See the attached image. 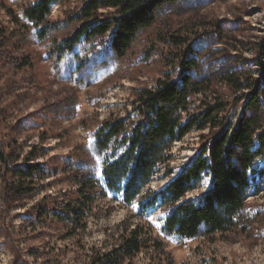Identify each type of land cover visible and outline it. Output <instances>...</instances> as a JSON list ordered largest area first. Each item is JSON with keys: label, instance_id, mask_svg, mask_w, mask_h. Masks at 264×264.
<instances>
[{"label": "trees", "instance_id": "obj_1", "mask_svg": "<svg viewBox=\"0 0 264 264\" xmlns=\"http://www.w3.org/2000/svg\"><path fill=\"white\" fill-rule=\"evenodd\" d=\"M19 1L20 14L0 0L9 23L19 29L35 28L37 37L48 41L57 57L84 39L124 59L134 52L142 31L156 24L162 5L176 0H79L56 19L53 8L68 0ZM16 30L0 20V39L14 36ZM156 41L165 45L166 55L160 57L165 65L177 61L176 78L167 71L150 87L133 88L129 107L123 113H109L93 133L94 149L102 158L101 177L74 175L73 189L45 192L36 200L34 214L28 216L34 229L40 224L45 229L61 227L60 238L80 243L98 199L110 194L127 204L138 203L145 214L160 207L165 213L163 230L182 240L217 239L248 229L244 213L249 194L257 188L255 179H264V163L258 164L264 162V125L258 115L264 96L261 82L248 83L235 68L216 77H198V51L187 38L178 33L158 34ZM260 48L256 60L263 65L264 47ZM214 79L240 94L222 100ZM193 131L200 132L199 144L176 167L173 148ZM36 157L30 153L13 164L16 158L10 145L0 143V161L7 166L9 177L7 204L13 197L34 193L40 181L57 172V166L32 162ZM154 180L167 182L152 190ZM103 243L104 248L93 245L87 249L76 264H134L143 251L164 249L148 223L129 220L115 233H108Z\"/></svg>", "mask_w": 264, "mask_h": 264}, {"label": "rangeland", "instance_id": "obj_2", "mask_svg": "<svg viewBox=\"0 0 264 264\" xmlns=\"http://www.w3.org/2000/svg\"><path fill=\"white\" fill-rule=\"evenodd\" d=\"M20 14L19 0H4ZM68 0L55 5L52 18L78 5ZM0 20L16 30L0 39V143L10 145L19 164L30 153L44 166L57 172L39 182L30 195L5 202L8 190L7 166L0 161V264H76L93 246H106L108 233H115L125 220L148 223L164 245L163 251H143L134 264H264V179H255L244 213L246 231L217 236V239L182 240L163 230L165 213L156 207L142 213L138 203L127 204L113 194L98 199V207L80 243L63 240V228H42L28 219L33 206L45 192L73 189L74 175L101 177L102 158L94 149L93 133L111 112H124L132 89L150 87L177 61H161L165 45L156 35L179 34L198 51L199 74L216 77L235 68L252 84L256 79L264 89L263 65L259 57L264 47V0H176L162 5L157 22L142 31L131 53L117 57L95 41L80 40L72 50L57 57L48 41L40 40L36 29H19L9 23L0 7ZM147 55L145 61L143 57ZM24 61L30 64L24 65ZM215 91L222 100L234 98L229 88L215 79ZM259 112V113H258ZM264 125V96L259 111ZM200 132L193 131L173 148L177 167L192 155ZM12 163V162H11ZM70 163V164H68ZM264 162H258L262 166ZM11 165V164H10ZM167 180H154L158 190ZM197 191L192 194H196ZM190 194V195H192ZM24 221V223H22ZM21 227L23 228L21 231ZM48 229V230H47Z\"/></svg>", "mask_w": 264, "mask_h": 264}]
</instances>
